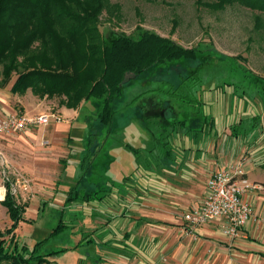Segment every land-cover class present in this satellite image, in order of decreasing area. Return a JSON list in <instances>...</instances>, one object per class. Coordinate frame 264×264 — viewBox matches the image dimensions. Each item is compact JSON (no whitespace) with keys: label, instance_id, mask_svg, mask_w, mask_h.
<instances>
[{"label":"crops","instance_id":"obj_1","mask_svg":"<svg viewBox=\"0 0 264 264\" xmlns=\"http://www.w3.org/2000/svg\"><path fill=\"white\" fill-rule=\"evenodd\" d=\"M221 78L204 84L199 110L164 99L159 87L150 88L151 95L133 106L139 105L155 116L131 119V125L138 124V129L149 136L135 148L137 152L127 148L136 157L132 172L109 181L102 194L83 200L70 195L66 187L59 191L61 184L69 185L65 161L72 162L70 153L60 159L54 151L70 147L67 127L80 118L81 108L60 107L57 99H40L31 91L14 96L28 116L56 108L62 118L59 123L52 120L48 126L53 128L39 134L53 146L44 150L39 170L31 172L36 184L41 185L36 195L51 200L55 209L69 216L70 225L63 228L71 233L59 239L65 233L62 229L51 252L81 246L83 264H264L263 109L256 112L255 106L241 103L238 94L229 98L226 83H218ZM7 99L3 98L7 105L2 107L0 119L18 112L8 106ZM168 109L173 116L168 115ZM48 126L32 128L20 136L36 137V130ZM147 135L137 134L138 138ZM16 136H4L0 149ZM46 154L56 160L50 162ZM237 165L243 166L246 178L254 185L244 196L254 208V218L233 239L223 234L221 221L191 227L185 214L201 207L209 178ZM5 179L14 186L7 174ZM49 260L53 263L57 259L53 255Z\"/></svg>","mask_w":264,"mask_h":264},{"label":"trees","instance_id":"obj_2","mask_svg":"<svg viewBox=\"0 0 264 264\" xmlns=\"http://www.w3.org/2000/svg\"><path fill=\"white\" fill-rule=\"evenodd\" d=\"M197 3L215 12L239 5L264 14V0ZM116 10L119 5L112 6L110 0H0V88L13 83L10 91L14 95L31 91L40 99H57L60 107L74 110L98 100L97 116L88 119L87 153L80 167L88 172L91 169L87 166L117 131L116 105L127 84L154 72L153 81L169 85L167 91L160 86L161 93L199 110L205 86L199 70L212 57L211 48H187L172 37L177 21L170 37L143 26H137L131 35L111 26L102 30L104 12L113 14ZM189 79L195 81L187 84ZM141 97L137 96V101ZM127 147L138 151L129 144ZM5 185L7 193L1 205L7 209L12 225L0 230V264H50V256L65 250L43 255L40 247L45 242L30 251L15 240L13 234L25 221L28 205L19 202L10 181ZM63 227L59 225L54 235Z\"/></svg>","mask_w":264,"mask_h":264},{"label":"rangeland","instance_id":"obj_3","mask_svg":"<svg viewBox=\"0 0 264 264\" xmlns=\"http://www.w3.org/2000/svg\"><path fill=\"white\" fill-rule=\"evenodd\" d=\"M110 4L119 5V10L114 11L113 14L104 12L101 17L102 30L107 31L106 28L111 26L118 32L131 35L137 26H143L170 37L173 24L177 21L178 28L172 36L177 42L187 48L212 49H210L212 57L199 70L198 76L202 84L208 85L215 77H222L218 83L220 85L226 83L229 98L233 99L231 95L238 94L241 103L255 106L256 112L263 109L261 112L264 116V108H260V106L264 107V14L239 5L215 12L206 7H199L197 0H110ZM181 71L184 70L180 69L179 72ZM154 76L155 73L150 72L145 78H139L126 85L116 105L118 132L106 141L92 165L87 166L91 169L90 172L82 170L81 163L87 153L88 119L97 116L100 104L98 100L92 99L83 105L80 118L67 127L71 135L70 147L54 150L60 159L70 153L69 160L72 162L66 164L68 161H65V174L69 185L61 184L59 191H63V187H66L70 195L83 200L87 195H91V192L94 197L102 194V188L107 190L108 182L112 179L130 175L136 157L127 150V144L140 148V145L149 139L147 131L139 130L138 124L131 125V119L140 116L141 113L143 116H155L154 112L146 113L139 105L133 107L139 101L136 97L141 95V98L147 99V95H151L150 88L158 89L163 86L166 91L169 88L167 83L153 81L151 78ZM145 79L148 81L146 82ZM195 80L189 79L186 82L193 83ZM214 82L217 83L216 80ZM11 85L4 89L0 88V116L2 107L7 105L3 98H8L10 103L8 106L18 112L23 111L21 105L14 101L15 95L10 91ZM162 96L164 99L169 97L165 94H161ZM56 110V108L48 109L47 113H57ZM168 112L169 116H173L172 110L168 109ZM51 128L53 126L36 130V137L15 135L16 137L6 142L4 150L0 149V186L6 188L5 184L8 180L5 179V174H7V177L14 181L13 192L15 190L14 194L19 202L28 205L25 221L20 222L13 234L15 240L30 251L37 244L45 242L40 247L43 255L50 254L58 240V234L54 235L58 226L70 225L67 213L55 209L51 200L46 202L36 195V189L41 185L36 184L31 176L32 170L35 168L39 170L41 167L40 159L43 158L44 150L53 146V143L39 136L43 134V129ZM142 132L147 136L138 138L137 134ZM45 156L50 162L56 160L49 157L50 154ZM50 169L53 174L56 173L55 169ZM42 186L47 188V184ZM1 202L0 230L4 231L11 227L12 221ZM67 230H63L65 233L59 239L69 237L71 231ZM61 243L63 242H60L59 246H63ZM81 248L77 246L74 250L56 253L54 256L57 260L53 263L49 260L51 256L48 260L50 264H83Z\"/></svg>","mask_w":264,"mask_h":264},{"label":"built area","instance_id":"obj_4","mask_svg":"<svg viewBox=\"0 0 264 264\" xmlns=\"http://www.w3.org/2000/svg\"><path fill=\"white\" fill-rule=\"evenodd\" d=\"M52 120L59 123L62 118L57 113L28 116L17 112L0 119V145L4 136L17 135L32 128L48 126ZM252 187L254 185L246 178L242 165L218 171L207 182V193L201 207L186 213L185 219L193 228L221 221L223 234L228 238H236L254 218L252 204L244 200L246 192Z\"/></svg>","mask_w":264,"mask_h":264},{"label":"bare ground","instance_id":"obj_5","mask_svg":"<svg viewBox=\"0 0 264 264\" xmlns=\"http://www.w3.org/2000/svg\"><path fill=\"white\" fill-rule=\"evenodd\" d=\"M6 195V188L0 186V200L4 199Z\"/></svg>","mask_w":264,"mask_h":264}]
</instances>
